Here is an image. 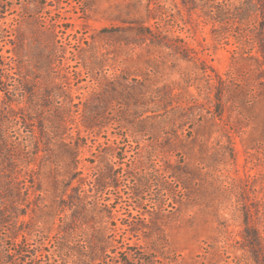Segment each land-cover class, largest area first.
Returning <instances> with one entry per match:
<instances>
[{
	"label": "rangeland",
	"instance_id": "374dc122",
	"mask_svg": "<svg viewBox=\"0 0 264 264\" xmlns=\"http://www.w3.org/2000/svg\"><path fill=\"white\" fill-rule=\"evenodd\" d=\"M246 2L0 0V264H256L264 66Z\"/></svg>",
	"mask_w": 264,
	"mask_h": 264
},
{
	"label": "trees",
	"instance_id": "16d2710c",
	"mask_svg": "<svg viewBox=\"0 0 264 264\" xmlns=\"http://www.w3.org/2000/svg\"><path fill=\"white\" fill-rule=\"evenodd\" d=\"M251 0H248V2L242 4L241 7H237L234 9V15L237 16L240 20L247 19L251 13H253L254 9L255 12H259L261 17V22L259 23V30H260V37L257 40L258 43V49L261 54L262 58V64L264 66V4L261 9L255 7L251 2ZM218 98V96H217ZM247 234L250 238L247 239V247L249 251L251 252V255L253 257V260L256 264H264V255L261 252V237L258 235V233L255 230L248 229Z\"/></svg>",
	"mask_w": 264,
	"mask_h": 264
}]
</instances>
